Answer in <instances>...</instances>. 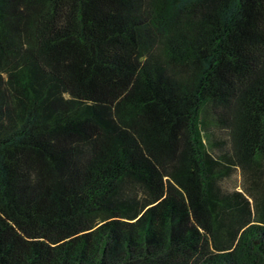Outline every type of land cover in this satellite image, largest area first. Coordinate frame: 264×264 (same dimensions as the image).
I'll use <instances>...</instances> for the list:
<instances>
[{"label":"trees","instance_id":"obj_1","mask_svg":"<svg viewBox=\"0 0 264 264\" xmlns=\"http://www.w3.org/2000/svg\"><path fill=\"white\" fill-rule=\"evenodd\" d=\"M0 264H264V0H0Z\"/></svg>","mask_w":264,"mask_h":264}]
</instances>
